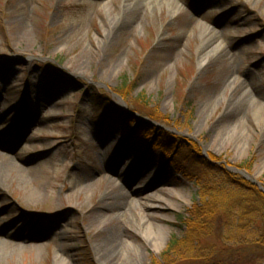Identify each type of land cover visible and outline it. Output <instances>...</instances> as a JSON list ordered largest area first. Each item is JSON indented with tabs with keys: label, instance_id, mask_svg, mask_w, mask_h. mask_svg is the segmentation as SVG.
Returning a JSON list of instances; mask_svg holds the SVG:
<instances>
[{
	"label": "rangeland",
	"instance_id": "rangeland-1",
	"mask_svg": "<svg viewBox=\"0 0 264 264\" xmlns=\"http://www.w3.org/2000/svg\"><path fill=\"white\" fill-rule=\"evenodd\" d=\"M125 1L0 0V264H231L264 251L261 212L241 216L264 194V0H149L134 13ZM203 27L223 56L199 68ZM228 77L259 121L249 98L224 114ZM122 105L131 117L114 114ZM217 186L221 200L206 195ZM203 199L209 231L181 245L179 216Z\"/></svg>",
	"mask_w": 264,
	"mask_h": 264
},
{
	"label": "trees",
	"instance_id": "trees-1",
	"mask_svg": "<svg viewBox=\"0 0 264 264\" xmlns=\"http://www.w3.org/2000/svg\"><path fill=\"white\" fill-rule=\"evenodd\" d=\"M152 116H153V114L152 115L150 114V117H152ZM155 117H156V115H155ZM147 127L149 128V126H147ZM142 132L146 133V136H149V137L153 136V133H147V131L145 129H142ZM170 142H172V141L170 140ZM209 190L210 191L212 190L213 192H210V193L206 192L207 193L206 195H208V196L209 195L213 196L216 193L219 200H221V196H225V194L220 193V192L224 191V189L221 188L220 186H217L213 189L210 188ZM252 194H254L251 196L255 199L254 202L256 203V206H257L259 211L257 210L256 212H254L251 208L243 207L242 209L244 211L243 212L244 215L241 214V216L244 218V221H245L247 219L246 218V215H247L246 211L250 212L251 217H253L254 215H258L259 212H261V214L263 216L261 218V220L264 221V194L261 193L260 191H256V190ZM218 198L216 199V202L212 201L211 203H214L213 205H218L219 204V201L217 202ZM232 201H234V200H232ZM249 202H251V201L249 200ZM222 208H224V207L222 206ZM210 209H211V207L209 206L208 202L204 201V199H203L202 202L199 203V205H194L193 208L188 211V217H186V215H180L179 216V219L182 221L183 226L189 230L188 232L186 231L185 239L183 238L182 241L180 242L181 245L187 244V246H193V242L197 239V236L200 232H202L201 233V235H202V234L209 231L210 225L208 224V221L206 220V216L211 214ZM223 210H225V209H223ZM233 213H234V209H232L231 215H230L232 217V219L234 218ZM239 218H240V215H239ZM247 222H251V220L248 221V219H247ZM260 233H261L260 234L261 237H260L259 241L255 239L254 242L255 243L258 242L259 245L261 244L263 246V249H264V228L262 229V231H260ZM176 244H177V240H174L171 243L169 249L172 250L174 247H176L175 246ZM249 249H252V247L243 248V250L241 252L246 253L247 255L235 257L234 261H232L231 264H257L260 260L264 259V251L261 253V255H258V257L252 258L248 255ZM207 255H209V254H207ZM202 256H203V258L206 257V255H199L198 257H202ZM226 260H227V258L225 260H222V259L217 260V258H214V259H212V261L211 260H208V261L211 262L210 264H228V263H225V262H228Z\"/></svg>",
	"mask_w": 264,
	"mask_h": 264
},
{
	"label": "bare ground",
	"instance_id": "bare-ground-1",
	"mask_svg": "<svg viewBox=\"0 0 264 264\" xmlns=\"http://www.w3.org/2000/svg\"><path fill=\"white\" fill-rule=\"evenodd\" d=\"M142 1H144L146 3V1L149 0H126L125 4L123 5V8L125 11H127L128 13H134L140 6ZM154 1V0H153ZM143 4V3H142ZM108 37H109V33H107ZM201 37H204V42H201L199 45V50H198V67H204V64L206 63V61L209 59H213L215 57H220L223 56L221 49H222V45L221 43H218L219 41L216 40V36L215 33L211 30H209V27H203L202 31L200 32ZM202 41V40H201ZM229 78V77H228ZM230 82H228L227 84H225V89H226V93L229 94V98L227 99V101H225L226 105H224V102H222V111L224 110V114L225 115H230L229 117H232L233 115V110H240V107L243 105V103L245 102L246 98L250 99V102L253 103V107H252V115L256 118V120H260V114H258V109L260 106H257L258 104L254 101V99L251 97L249 90L247 89L245 83L243 82H239L238 78H229ZM252 98V99H251ZM261 109L264 111V106L262 105ZM260 110V109H259ZM228 112V113H227ZM224 116V115H222ZM258 120V121H259ZM12 163V161L10 162ZM107 183H113L111 185H113L115 187V183L113 180H108ZM144 191V189H143ZM137 195L136 197L139 198L138 194H141L142 192H136ZM144 199H146L145 201H143L144 204H141L143 206L147 205V200H149L148 197H145ZM140 199H137V201H139ZM136 201V202H137ZM122 213L118 214V216H121ZM139 217H142L141 214L139 215ZM141 221H143V218H141ZM108 228H110L108 226ZM150 228L151 230V226L150 224H148L146 226V232H148V229ZM151 235V233H149ZM108 241V239H107ZM2 243V242H1ZM114 254V253H113ZM112 255V254H111ZM110 255V256H111ZM5 256V255H4ZM114 256V255H112ZM110 257L108 255H106V258L108 260V262H110V264H113L114 257ZM6 257V256H5ZM57 264H65V261L63 259L56 258L55 259Z\"/></svg>",
	"mask_w": 264,
	"mask_h": 264
}]
</instances>
